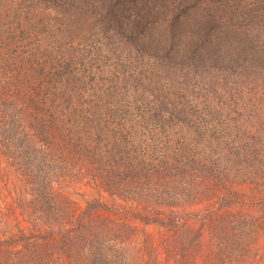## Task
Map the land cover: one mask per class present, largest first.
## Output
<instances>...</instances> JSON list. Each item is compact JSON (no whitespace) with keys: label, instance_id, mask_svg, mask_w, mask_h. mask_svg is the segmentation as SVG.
I'll list each match as a JSON object with an SVG mask.
<instances>
[{"label":"trees","instance_id":"16d2710c","mask_svg":"<svg viewBox=\"0 0 264 264\" xmlns=\"http://www.w3.org/2000/svg\"><path fill=\"white\" fill-rule=\"evenodd\" d=\"M0 160L33 225L0 207V264H164L101 198L80 210L63 190L82 178L142 203L178 264L203 248L178 210L224 190L205 264H246L264 242V0H0Z\"/></svg>","mask_w":264,"mask_h":264},{"label":"rangeland","instance_id":"374dc122","mask_svg":"<svg viewBox=\"0 0 264 264\" xmlns=\"http://www.w3.org/2000/svg\"><path fill=\"white\" fill-rule=\"evenodd\" d=\"M252 186V185H251ZM25 180L21 175V172L15 168L14 165H10L7 160H0V207L5 209L9 213L10 226L9 229L17 231L23 229L26 233H31L33 225L30 223L24 213L21 214L23 209V196L27 193ZM237 190L244 196V199L252 200V189L246 184H237ZM68 196L77 202L80 210H82L86 203L93 198H101L109 204L108 209H100L98 213L106 214L119 220L135 223L138 225L140 231L136 237L138 246L145 244V238L149 236V242H152L155 246V256L158 257L160 262L164 264H178L176 256L169 255V259L165 258V250L162 248L168 239H172L173 233L168 229L161 226L158 223L152 222L144 224L139 218L134 216V212L146 213V209L142 208V203L126 200L118 197H112L109 193L103 191L99 187H96L84 178L74 180L66 185L63 190ZM224 190L217 191L216 197L211 200H199L195 203H184L182 209L178 210L180 215L185 213V217L188 218L192 226H202V243L203 248L198 253L196 264H205V256L211 250L212 244L215 241V235H213L214 224L208 217L207 210L216 207L220 201V196ZM236 209L244 211L253 209L252 204L245 202H238L235 205ZM262 240V237L259 239ZM263 241V240H262ZM257 241H253L255 245ZM246 264H264V242L261 244L259 241L256 249L250 251V254L246 257ZM166 259V260H165ZM57 264H68L63 255L58 256Z\"/></svg>","mask_w":264,"mask_h":264}]
</instances>
